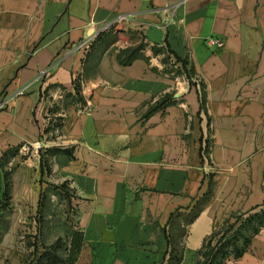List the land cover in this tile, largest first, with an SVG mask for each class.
<instances>
[{"label":"crops","instance_id":"1","mask_svg":"<svg viewBox=\"0 0 264 264\" xmlns=\"http://www.w3.org/2000/svg\"><path fill=\"white\" fill-rule=\"evenodd\" d=\"M263 210L264 0H0L10 260L68 258L81 231L76 264H168L174 247L200 264ZM223 264H264V227Z\"/></svg>","mask_w":264,"mask_h":264},{"label":"trees","instance_id":"2","mask_svg":"<svg viewBox=\"0 0 264 264\" xmlns=\"http://www.w3.org/2000/svg\"><path fill=\"white\" fill-rule=\"evenodd\" d=\"M144 49V46H141L132 50L131 52H128L127 54L124 53L122 56L120 55L121 63L124 65L131 64L138 57L137 54ZM164 50L165 53L169 55V57H174L177 63L182 64L184 72L189 76L190 73L187 69L188 62L174 56L167 47L162 50H155L154 52L158 54L162 53ZM74 85L77 92V98L80 101L81 90L78 80H75ZM261 227H264V210L260 213L249 216L236 230H234L232 227H229L226 231L215 233L212 237L206 240L202 250L199 253L203 259L200 264H223L224 261L230 256H233L234 258H240L250 245L251 237L254 234H257ZM240 242H242L241 246H239ZM83 243L84 234L81 231H75L72 236L71 247L66 264H76L82 251ZM229 248H231L232 252H227ZM179 262L180 253L179 250L174 247L170 253L168 264H179Z\"/></svg>","mask_w":264,"mask_h":264},{"label":"rangeland","instance_id":"3","mask_svg":"<svg viewBox=\"0 0 264 264\" xmlns=\"http://www.w3.org/2000/svg\"><path fill=\"white\" fill-rule=\"evenodd\" d=\"M113 41H114V39L107 38V39L103 40V44L110 45ZM139 47H141V45H138L135 48L132 47V48H128V49H120L119 55L122 56V54H124V53L127 54L128 52H131L132 50L139 48ZM139 55H140V53L137 54V56H139ZM170 59H174V62H176L174 57H172V56L169 57V55L165 53V55L163 56L164 62L168 63V62H170ZM168 69H170V68L168 67ZM174 71L176 72V70H174ZM218 233H220V232H218ZM21 234H20V236H21ZM241 244H242V242H240L239 246H241ZM4 247H5V249H3L0 252V264H30L29 263L30 258H31V264H33L36 260V258H33V255L36 253V251H35L36 249H34L33 247H32V256L30 258H29V253H26L28 255H26V257H25V252H24V255H22V256H24V259L22 257V258H18L15 260L14 259L10 260V258H8L9 256L6 252V247H8V244L3 245V248ZM57 250L47 251L46 253H44V255L42 257H40L36 260L35 264H66L67 258H65V256H64V250H62V247L57 248ZM227 252H232L231 248H229ZM46 255H48V256H46ZM17 257H19V256H17Z\"/></svg>","mask_w":264,"mask_h":264}]
</instances>
